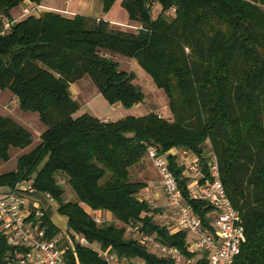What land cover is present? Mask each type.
Segmentation results:
<instances>
[{"label":"trees","instance_id":"obj_1","mask_svg":"<svg viewBox=\"0 0 264 264\" xmlns=\"http://www.w3.org/2000/svg\"><path fill=\"white\" fill-rule=\"evenodd\" d=\"M25 1L41 0H0V29ZM114 1L101 0L102 11ZM155 2L160 11L152 18ZM121 5L137 28L112 29L104 19L45 11L14 21L0 34V90L12 93L22 112L37 113L45 127L39 143L17 156L15 168L0 173V186L32 177L35 189L48 192L56 212L66 217L73 241L76 233L121 257L171 264L170 258L150 253L141 235L155 233L191 257L187 234L170 233L152 219L159 209L140 199L146 185L132 180L131 169L143 160L145 143L161 151H189L203 163L208 143L226 195L243 221L245 242L234 264H264V0H122ZM113 53L135 60L164 91L169 117L148 112L108 121L77 114L79 103L69 87L84 76L109 104L130 108L143 101L134 74L119 69ZM31 143L28 129L0 115V161ZM169 168L186 203L210 228L214 208L189 197L183 167L171 156ZM59 176L76 201L63 199ZM29 197L40 200L47 237L61 235L50 206L35 194ZM87 209L107 211L114 221L96 224ZM117 223L138 225L140 233ZM11 250L0 237V259ZM74 250L65 253L68 264L102 263L90 246L76 242Z\"/></svg>","mask_w":264,"mask_h":264},{"label":"built area","instance_id":"obj_2","mask_svg":"<svg viewBox=\"0 0 264 264\" xmlns=\"http://www.w3.org/2000/svg\"><path fill=\"white\" fill-rule=\"evenodd\" d=\"M21 6L20 19L39 15L44 11L40 4L28 3ZM14 21L16 20L3 21L0 34L7 33ZM129 27L137 28L133 25ZM145 145V157L157 171L166 207L172 213V222L160 225L170 233L185 231L189 243L187 251L193 256L183 255L176 246L159 241L155 233L142 234V243L150 253L173 260L171 264H196L202 258L207 264H234L241 245L245 242L243 221L226 195L215 154L211 152L203 163L189 151H178L175 148L161 151L153 143ZM169 156L174 157L176 164L183 167L182 177L186 179L189 197L203 200L214 208L210 228L203 225L201 218L186 203L179 181L169 168ZM37 192L42 194L40 199L50 206L54 199L48 192L37 191L32 177L17 181L0 195V237L13 247V250L3 255L0 264H68L65 253L67 250L75 253L76 242L93 248L100 257L101 264H147L139 258L118 256L110 247L93 245L76 233H73L74 241L64 232L59 237L48 238L40 200L29 197ZM87 212L96 224L106 220L95 210L87 209ZM124 227L128 232L140 233L138 225L127 224Z\"/></svg>","mask_w":264,"mask_h":264},{"label":"rangeland","instance_id":"obj_3","mask_svg":"<svg viewBox=\"0 0 264 264\" xmlns=\"http://www.w3.org/2000/svg\"><path fill=\"white\" fill-rule=\"evenodd\" d=\"M71 1L72 6H75L77 0ZM121 2L122 0H115L109 11L103 12L104 18L106 20H114L117 22L129 23L130 20L128 19L127 13L121 5ZM18 10H20V6L14 7L12 9V12H16ZM159 11L160 6L157 2H155L151 8L152 18H155L158 15ZM118 29L124 31H131V27L127 26L119 27ZM110 56L113 60L118 62L119 69L124 70L126 72H132L134 74L133 83L141 89L144 95L143 101L131 106L130 108H125L118 103L109 104L101 96V94L97 92L96 87L92 84L88 76H84L80 81L77 82V84L75 82V84H71L69 87L72 97H76L77 102L81 103L79 109L82 112L93 114L96 117H105L112 121L121 119L129 115L140 116L148 112H155L160 116L169 117L170 112L167 106L168 101L164 91L155 86L152 78L136 63V61L115 53L110 54ZM17 104V101L14 100L13 97L5 101L2 100L0 94V109H2V107L8 109L17 123L19 122L20 125H25L27 128L29 127L28 130L31 132V138L33 143L31 148H33L39 143L40 134L44 131L45 128H41L40 125L43 124L40 121H36L33 116H23L21 113L27 115H35V113L22 112L21 110H18ZM209 147L210 146L208 143L204 146V154L208 156L211 154V152L208 151ZM17 156V154L15 155L14 152H11V160H9L8 162L0 161V172L4 173L9 170H12L11 168L14 167V164L16 165L15 160ZM131 173V178L133 181L143 182L145 183L146 187H149L147 189H141L139 191L138 196L140 197V199L146 200L152 208L159 209V211L154 212V214L150 213L152 214V219L154 221H157L158 224L161 225L165 223L169 224L170 222H172V213L168 211L166 205L164 206L166 201L163 199V197L161 198L162 194H160L161 188L159 184V176L155 168L153 167L151 161L144 156L140 164L136 165L131 169ZM59 181L61 182V186L63 187V199L76 201V197L73 191L70 189V187L62 176H59ZM35 195H37V197L39 198L42 196V194L38 192ZM150 195L152 196L150 197ZM46 206H48L47 203ZM56 207L57 203L53 200V202H51L50 207L48 208L50 211V218L52 222L59 228V230L61 232H64L66 236L69 237V233L67 232L66 221L64 220L63 215L56 212ZM95 212L101 214V216H103L107 221H114L112 215H110L107 211ZM116 226L124 227V225L121 223H117Z\"/></svg>","mask_w":264,"mask_h":264},{"label":"crops","instance_id":"obj_4","mask_svg":"<svg viewBox=\"0 0 264 264\" xmlns=\"http://www.w3.org/2000/svg\"><path fill=\"white\" fill-rule=\"evenodd\" d=\"M71 2H72L71 0H41L40 1V5H42L44 7V11L43 12H45V11H53V12L59 13L61 15L67 16V17H73L74 15L78 14V15H82V16H85V17L91 18V19H96V20L104 19V20H106L104 18V13L102 11L101 0H77V3H75V6L74 5L72 6ZM28 3H29L28 1H25L22 4H28ZM21 5H18V6H20V10H18L16 12H12V10L10 11V14H11V17H12L13 20L14 19L15 20H19L20 19L21 7H22ZM106 21L109 22V25H110V27L112 29H117L119 27H125V26L129 27V26H132V25L135 24V22H132V21H129V20H128L129 23H122V22H117V21H114V20H111V21L106 20ZM77 82H76V84H77ZM73 84H75V83H73ZM96 90H97V88H96ZM97 92L99 93L98 90H97ZM0 94H1L2 100H4V101L8 100L9 98H12V97L14 98V100H16L15 96L8 90H2V91L0 90ZM74 98L76 100V97H74ZM80 105H81V103H79V107H80ZM17 108H18V104H17ZM18 110H19V108H18ZM82 113H84V112H82L80 109L77 111V114H82ZM21 114L23 116H25V117L33 116V118H35L36 121H39L38 115H36L37 113H35V115H27V114H24V113H21ZM0 115L7 116V117H10L13 120H15L14 117L12 116V114L6 108L2 107V109H0ZM91 115H93V114H91ZM93 116H95V115H93ZM97 118H99L101 120H108L109 121V119H107L105 117L104 118L97 117ZM23 126L25 128H27L25 125H23ZM40 126H41V128H45L43 125H40ZM27 129H29V127ZM32 144L33 143H31V145L28 146L25 149H12L10 151V159L9 160H11V152H14L15 155L17 154L19 156L20 154H23V153H26V152L30 151L32 149L31 148ZM178 151H181V150H178ZM8 161H6V162H8ZM15 163H16V160H15ZM14 167H15V164H14ZM14 167H12L11 169H14ZM0 173H3V172H0ZM147 188H149V187H145V189H147ZM6 190H7L6 186H0V195L3 192H5ZM160 194H162L161 198L163 197V199L165 200V197H164L162 191H161ZM151 196L152 195H150V197ZM165 205H166V203L164 204V206ZM63 218L66 221V217L63 216Z\"/></svg>","mask_w":264,"mask_h":264}]
</instances>
